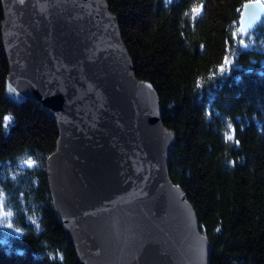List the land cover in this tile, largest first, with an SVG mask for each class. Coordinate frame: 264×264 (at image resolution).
<instances>
[{
	"label": "trees",
	"instance_id": "16d2710c",
	"mask_svg": "<svg viewBox=\"0 0 264 264\" xmlns=\"http://www.w3.org/2000/svg\"><path fill=\"white\" fill-rule=\"evenodd\" d=\"M106 1L176 133L168 173L208 237V263L264 264V22L238 29L247 0ZM2 15L0 0V264H81L47 181L57 122L40 100L5 92Z\"/></svg>",
	"mask_w": 264,
	"mask_h": 264
},
{
	"label": "water",
	"instance_id": "95a60500",
	"mask_svg": "<svg viewBox=\"0 0 264 264\" xmlns=\"http://www.w3.org/2000/svg\"><path fill=\"white\" fill-rule=\"evenodd\" d=\"M1 2L5 92L40 100L57 122L47 181L80 263L209 264L208 237L168 173L176 133L150 81L135 76L107 1ZM248 5L264 17L261 0L244 1L243 32ZM75 82L89 87L78 93Z\"/></svg>",
	"mask_w": 264,
	"mask_h": 264
},
{
	"label": "snow or ice",
	"instance_id": "6c2138e0",
	"mask_svg": "<svg viewBox=\"0 0 264 264\" xmlns=\"http://www.w3.org/2000/svg\"><path fill=\"white\" fill-rule=\"evenodd\" d=\"M25 0H19V3L23 4ZM256 4H260V0H255ZM247 7V12L246 16L244 17V24L242 25V28L246 32L247 29H250L253 27V25L257 22H264V17H261L259 15V12L257 9L253 8L251 5L246 6ZM203 5L200 7H192L191 8V13L193 14V18L195 19L196 15L199 14L202 11ZM187 15V13H186ZM237 33L233 32V36H236ZM240 44H244V40H240ZM246 46V45H245ZM16 90L14 88H10L9 92L14 93Z\"/></svg>",
	"mask_w": 264,
	"mask_h": 264
},
{
	"label": "bare ground",
	"instance_id": "6f19581e",
	"mask_svg": "<svg viewBox=\"0 0 264 264\" xmlns=\"http://www.w3.org/2000/svg\"><path fill=\"white\" fill-rule=\"evenodd\" d=\"M48 1V3H52V1L53 0H47ZM54 5V4H53ZM53 5H51V7L53 6ZM50 10H52V8H50ZM54 10H56V8H54ZM61 10H62V8H61ZM52 13H53V11H51ZM61 12V11H60ZM60 14H62V13H60ZM59 15V14H58ZM58 23V22H57ZM99 27L98 26H94V25H91V29L90 30H88L89 31V34H92V31L97 35L98 34V32H97V29H98ZM81 29H82V31L85 29V27H84V24H82L81 23ZM99 31V30H98ZM59 38V37H58ZM99 41V40H98ZM77 77V76H76ZM76 77L74 78V80L76 79ZM78 79V78H77ZM76 81V80H75ZM74 85H75V89L77 90L76 92H78V93H81L82 94V92L84 93V90H85V88L87 87L86 86V84H82V83H80V82H75L74 83ZM89 87V86H88ZM88 87H87V89H88ZM84 96V95H83ZM82 97V96H81ZM81 195L84 197V198H86L87 197V193H85V192H81Z\"/></svg>",
	"mask_w": 264,
	"mask_h": 264
},
{
	"label": "clouds",
	"instance_id": "9594fccd",
	"mask_svg": "<svg viewBox=\"0 0 264 264\" xmlns=\"http://www.w3.org/2000/svg\"><path fill=\"white\" fill-rule=\"evenodd\" d=\"M11 88V87H10ZM9 88V89H10ZM12 119L11 115L10 114H5L4 117H3V122H4V126L6 127L7 126V123ZM230 131L225 133V139L226 141H232L233 140V131H232V128L233 126L231 124L228 125ZM237 144H239V141L237 140L236 141ZM26 163L29 165V167L32 166V164L34 163V161L32 160H28L26 161ZM51 255V254H50ZM58 258L62 261L63 260V255L61 253H58Z\"/></svg>",
	"mask_w": 264,
	"mask_h": 264
}]
</instances>
